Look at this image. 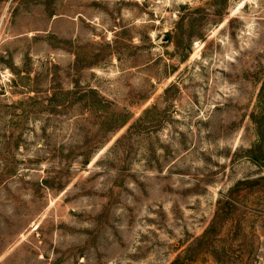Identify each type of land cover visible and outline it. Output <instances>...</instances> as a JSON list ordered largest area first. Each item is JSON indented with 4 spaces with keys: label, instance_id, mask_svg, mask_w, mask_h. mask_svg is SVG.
I'll return each mask as SVG.
<instances>
[{
    "label": "rangeland",
    "instance_id": "374dc122",
    "mask_svg": "<svg viewBox=\"0 0 264 264\" xmlns=\"http://www.w3.org/2000/svg\"><path fill=\"white\" fill-rule=\"evenodd\" d=\"M0 264H264V0H0Z\"/></svg>",
    "mask_w": 264,
    "mask_h": 264
},
{
    "label": "water",
    "instance_id": "95a60500",
    "mask_svg": "<svg viewBox=\"0 0 264 264\" xmlns=\"http://www.w3.org/2000/svg\"><path fill=\"white\" fill-rule=\"evenodd\" d=\"M166 40V39H165Z\"/></svg>",
    "mask_w": 264,
    "mask_h": 264
}]
</instances>
